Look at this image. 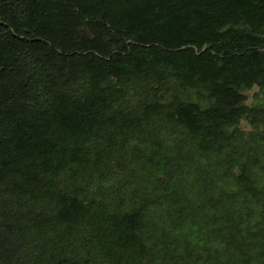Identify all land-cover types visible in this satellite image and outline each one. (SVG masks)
<instances>
[{
  "label": "trees",
  "instance_id": "1",
  "mask_svg": "<svg viewBox=\"0 0 264 264\" xmlns=\"http://www.w3.org/2000/svg\"><path fill=\"white\" fill-rule=\"evenodd\" d=\"M0 264H264V0H0Z\"/></svg>",
  "mask_w": 264,
  "mask_h": 264
},
{
  "label": "rangeland",
  "instance_id": "2",
  "mask_svg": "<svg viewBox=\"0 0 264 264\" xmlns=\"http://www.w3.org/2000/svg\"><path fill=\"white\" fill-rule=\"evenodd\" d=\"M256 90L255 87H253L251 90L249 91H245V95L248 96V97H251L252 93Z\"/></svg>",
  "mask_w": 264,
  "mask_h": 264
}]
</instances>
